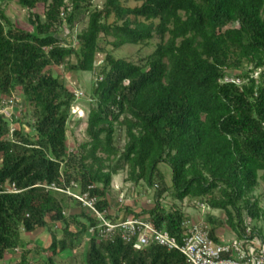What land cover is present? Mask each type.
I'll return each mask as SVG.
<instances>
[{
    "label": "trees",
    "instance_id": "1",
    "mask_svg": "<svg viewBox=\"0 0 264 264\" xmlns=\"http://www.w3.org/2000/svg\"><path fill=\"white\" fill-rule=\"evenodd\" d=\"M8 1L0 0V97L17 95L24 109L0 114V263L20 251L14 264H60L64 253L71 264H187L176 251L103 238L89 209L52 188L88 192L115 222L111 186L120 173L154 191L149 210L120 205L123 220L148 217L180 239L191 219L176 203L167 208L168 196L222 212L206 217L214 242L222 227L241 238L247 221L264 236V0H131L135 8L105 0L102 9L95 0H16L31 30L6 16ZM85 20L74 45L66 32ZM109 38L115 50L158 43L135 63L107 52ZM55 67L96 76L86 89L87 140L71 150V110L85 96ZM39 229L50 245L29 248L22 234Z\"/></svg>",
    "mask_w": 264,
    "mask_h": 264
},
{
    "label": "rangeland",
    "instance_id": "2",
    "mask_svg": "<svg viewBox=\"0 0 264 264\" xmlns=\"http://www.w3.org/2000/svg\"><path fill=\"white\" fill-rule=\"evenodd\" d=\"M105 0H95L94 6L98 9H102L104 6ZM140 3L134 1H128L125 6L130 8H135L140 6ZM5 13L6 16L17 26L25 28L27 30H31L30 25L27 21V13L24 9H22L16 2V0H9L5 5ZM40 13H42V9H40ZM113 18L110 19V23H113ZM87 26V20L83 23L79 24L75 30L74 34H69L66 32V35L69 37L71 35L73 38L70 39L74 42V45H77L76 36L81 33ZM112 41L111 38L104 40L101 43V46L107 51L112 53V55L116 59H126L131 62L141 63L148 55H150L155 45L158 43V40H154L149 47H138V46H125L118 50L113 49V47L109 44ZM106 54H99L96 59V65L99 66L103 63ZM74 61V60H73ZM56 74L61 75L62 80L65 82L68 88L73 89L76 93H81L84 98H80L74 105L71 110V121L69 123V130L67 132L68 137V147L69 149H74L78 147L80 143H83L87 140V136L85 134V130L87 127V117L89 112V102L90 97L86 94V89L89 87L90 83L94 81L96 76L87 74V73H74V72H65L61 68H54ZM258 73L255 74V77H258ZM231 80V79H229ZM17 100L16 105L11 110L13 115L21 117L23 114V105L21 99L15 95ZM17 125H13L12 128H16ZM118 143L120 146L124 145V136H118ZM163 172H165L167 176V182L169 186H171L170 181V170L166 166H161ZM126 179L125 173H120L117 176L113 177L112 186H111V202L112 210L111 213L118 215L119 218L122 217V212L118 211V207L121 205L122 207L131 206L134 211L139 212L140 210H149L154 205V191L150 190L146 187H134L133 184L125 183ZM262 189L260 188L257 191V194H261ZM163 204L169 208L173 203H176L192 220L196 222L205 223L207 215H212L215 218L224 219V214L220 211L211 210L206 206L199 205L197 201L186 199L183 203L174 202L170 197L165 196L162 199ZM264 205V203H262ZM261 225V224H260ZM264 235V234H263ZM58 237L61 238L62 235L58 234ZM218 241L216 243H225L230 242L236 238V235L227 227H222L217 231ZM22 238L25 242L28 243L29 248L41 247L47 248L51 243V236L49 232L46 230H36L32 234H22ZM20 251L15 252L14 255H8L6 257L5 264H14L16 263V259ZM70 253L62 254L63 260L59 261L60 264H71V261L68 259L70 257ZM33 259L40 261L41 259L34 256ZM3 264V263H0Z\"/></svg>",
    "mask_w": 264,
    "mask_h": 264
},
{
    "label": "built area",
    "instance_id": "3",
    "mask_svg": "<svg viewBox=\"0 0 264 264\" xmlns=\"http://www.w3.org/2000/svg\"><path fill=\"white\" fill-rule=\"evenodd\" d=\"M226 82L232 80L226 79ZM81 96V93H76L77 98ZM16 102L14 97L10 99L0 97V114L11 118L13 116L11 110ZM72 186L76 187L74 184ZM52 188L64 192L89 209L100 221V235L103 238L113 240L118 235L136 251L156 245L167 251L179 252L184 256L187 264H264V236L252 231L250 221L246 222L247 228L241 238L236 237L230 242L216 243L210 237L207 224L186 220L182 223L183 232L178 239L166 230L156 229L148 217H130L126 220L119 218L115 222L108 220L106 218L108 213L100 212L96 208L98 200L91 197L88 192L79 194L70 189L63 191L54 186ZM12 192H15L14 188Z\"/></svg>",
    "mask_w": 264,
    "mask_h": 264
}]
</instances>
